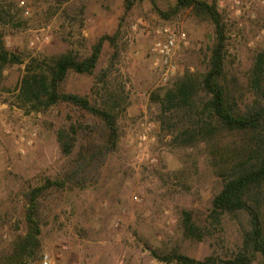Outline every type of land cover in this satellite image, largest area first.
Masks as SVG:
<instances>
[{"label":"rangeland","instance_id":"1","mask_svg":"<svg viewBox=\"0 0 264 264\" xmlns=\"http://www.w3.org/2000/svg\"><path fill=\"white\" fill-rule=\"evenodd\" d=\"M214 1L226 26L229 77L244 84L256 54L264 50V0ZM155 2L164 12L174 0ZM0 3L10 7L21 25L3 31L6 48L23 61L5 69L0 79V251L25 232L22 192L59 178L77 151L65 156L57 133L71 123L92 122L85 112L65 104L39 112L21 108L16 96L25 65L68 49L88 54L102 35L118 29L117 49L104 44L95 75L69 73L63 85L64 92L98 105L109 95L122 96V107L115 111L117 149L92 186L50 190L41 198V251L29 264H42L44 255L50 264H164L151 251L159 259H229L240 244L231 222L213 225L201 241L184 234L182 211L205 210L217 183L206 154L174 146L175 134L162 129L150 101L152 93L171 86L180 72L206 71L213 26L190 10L164 20L149 0L126 14L124 0ZM163 28L181 29L188 40L176 58L178 72L167 84L161 82L150 50L155 33Z\"/></svg>","mask_w":264,"mask_h":264},{"label":"trees","instance_id":"2","mask_svg":"<svg viewBox=\"0 0 264 264\" xmlns=\"http://www.w3.org/2000/svg\"><path fill=\"white\" fill-rule=\"evenodd\" d=\"M143 1L124 0L125 14ZM149 1L164 20L190 10L214 28L206 71L180 72L171 86L152 93L150 101L162 129L175 134L174 146L187 151L199 148L206 154L217 183L205 210L182 211L184 234L201 241L210 227L227 221L235 226L240 240L237 250L225 261L182 255L159 259L156 251L151 253L164 264H264V50L256 54L242 84L236 77H229L226 26L214 0H174L164 12L155 0ZM16 22L10 7L0 3V79L5 69L23 63L4 41L3 29L21 26ZM118 37L117 29L112 35H102L88 54L68 49L47 59H30L25 65L16 96L21 108L39 112L65 104L85 112L92 122L71 123L57 133L65 156L77 151L59 178L46 179L22 192L25 232L0 251V264L34 261L41 251V198L50 190L92 186L116 151L120 133L115 111L122 107V96L109 95L98 105L84 96L64 92L63 85L69 73L95 75L104 44L117 49ZM106 73L102 71L100 82Z\"/></svg>","mask_w":264,"mask_h":264},{"label":"built area","instance_id":"3","mask_svg":"<svg viewBox=\"0 0 264 264\" xmlns=\"http://www.w3.org/2000/svg\"><path fill=\"white\" fill-rule=\"evenodd\" d=\"M25 14H29L27 10ZM155 34L157 39L152 43L150 50L155 58V68L159 72L160 80L162 83L167 84L172 81L178 72L176 58L181 49L188 46V40L185 32L181 29L163 28ZM36 41H39V38H36ZM21 141L23 142V139ZM28 144H31V141ZM41 263L50 264L47 255L43 256Z\"/></svg>","mask_w":264,"mask_h":264}]
</instances>
